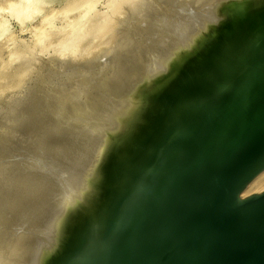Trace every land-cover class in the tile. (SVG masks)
<instances>
[{
	"label": "water",
	"instance_id": "obj_1",
	"mask_svg": "<svg viewBox=\"0 0 264 264\" xmlns=\"http://www.w3.org/2000/svg\"><path fill=\"white\" fill-rule=\"evenodd\" d=\"M264 0L235 4L121 127L46 264H264Z\"/></svg>",
	"mask_w": 264,
	"mask_h": 264
},
{
	"label": "bare ground",
	"instance_id": "obj_2",
	"mask_svg": "<svg viewBox=\"0 0 264 264\" xmlns=\"http://www.w3.org/2000/svg\"><path fill=\"white\" fill-rule=\"evenodd\" d=\"M26 1V0H25ZM141 1H143V0H141ZM141 1H140V4H141ZM145 1H147V0H145ZM145 1H143V3L145 2ZM155 1H157V0H155ZM165 1H167V4L169 5V6H171V8H172V10H173V8L175 9V12H178V11H176L177 9H181L183 12H186L187 13V11L190 9H192L191 11H194V10H197V11H195L194 13H192L193 15L191 16V14H190V12H189V15L187 14L186 16H187V18L186 19H184L183 18V16H182V11L180 10V12H178L177 14L180 16V14L179 13H182L181 14V17H182V19H183V21L182 22H176L177 20L176 19H174V20H176L175 22L173 21V23L171 22V24H169L170 22L168 21L169 20V18H171V17H168V18H166V17H164L163 16V14H162V18H160V20L161 19H163V21H162V23H159L158 21H156V24H154V21H153V23H152V25L150 24V25H147V26H144V24H142L141 26L143 27L144 26V28L143 29H137V31L135 32L134 31V35L132 36L131 34H129V35H131V36H128L127 34H126V36H127V38H126V36H125V34H124V32H128L127 30L125 31L124 29H122V28H119V29H117V32H118V30H121L122 29V32H123V30H124V32H123V35L121 36L122 38H123V42L121 41V37L119 36V39H120V41H121V43H123V44H121L122 46H124L125 47V50L124 49H119V46H117V49L118 50H120V51H122V50H124L123 52L124 53H122L123 55L122 56H118L119 58L118 59H115V58H111L112 60H110V62H109V64L110 65H107L108 64V62L106 61V63L105 64H102V63H100V68L97 66V68H94L92 71H95V69H98V71H99V69H100V74L99 73H97L96 71V73L95 72H93V73H95L94 74V76L95 75H97V74H99L98 76H96L95 78H93L94 80H92V79H89V77H88V79L90 80V83L88 84V86H86L87 84H85V85H83L84 86V88H86V87H88L87 89H88V91H85V89H84V91L86 92L85 94H86V96H85V98L83 97V100H79L80 98H82V97H80V96H82L83 94H84V91H83V93H80V94H82V95H78V97H79V99H77V100H79L78 102H77V100L76 99H74V96H73V98H72V100L74 99V100H76V104H73V105H71L72 103H71V101L72 100H70V98H69V96L72 94L70 91H69V96L67 95V94H65L66 92H68L67 90L65 91V89H66V81H68L66 78V80H65V84L66 85H64L63 84V82H62V80H61V82H62V84L65 86V87H63L62 85H61V87H63L64 88V92H63V88H61L62 89V91L61 92H63L64 94L63 95H67L68 96V98L66 99L67 100V104H70L71 106L69 107V105H65L64 107L66 108V106L68 107V116H67V114H66V112H64L63 111V105L64 104H66V103H64L63 101H65L66 102V100H64L65 98H64V96L62 97L63 99V101L61 100V96H60V90H59V88H56V87H58V86H60V85H58V86H56L55 88L56 89H58L57 91L60 93L59 94V96H58V93L56 92V94H55V92L54 93H51L52 95L53 94H55V95H57L56 96V98H54L55 96H48L49 97V100H50V98H51V100L52 101H56L55 99H57V97H58V99L60 98V100L59 101H61V102H59V105L57 104V101H56V104L58 105V106H60V104H62V111H60V114H61V112L63 113L64 112V114H66V116L67 117H65L64 119L62 118V115L61 116H56L59 120H61L62 119V121H65V119L67 120V123L69 122V124H70V127H71V124H72V127L73 128H71V130L68 132V129H67V127L65 128V126L67 125V126H69L68 124H64V122H63V124L65 125L64 126V128L66 129V131H65V134H63L64 136H68V135H66L67 133L68 134H70L71 136L70 137H72L71 139H70V137L68 136V138L69 139H66L65 137V139H66V141H64L65 139L63 138L62 140H63V142H65L66 144H68V145H66V147H67V149H68V151H69V154H71L70 155V157L68 158V157H65V151L62 153L61 151H60V154L62 153L63 154V158L65 159V158H67V160H65L66 161V163H65V161L63 162V158H60L59 156H58V158H60L59 160H57V159H55L56 157H57V155H60L59 154V152H58V154H57V152H55L56 154H53L54 156H55V160L54 159H52L51 157H49V158H51L52 159V162H51V160L50 159H48L47 157H48V155L49 154H51V152L50 153H48V154H46L45 155V157L47 158V160H48V162L50 163V164H53V166H54V169L57 171V173H56V171L53 169L52 170V168L53 167H51L50 165H49V163L45 160V162L50 166V169H51V172H53V171H55V173H51V174H49V175H47L46 177H45V175H44V170H46L47 169V165H45L46 163H44L43 165H41V166H43L44 167V165L45 166H47L45 169H43L42 170V168H41V170H42V172H43V174H42V172H40V170H39V173H38V171H36V173H38L41 177H43L44 176V179L43 180H41L44 184H45V186L42 184V186L41 187H45V188H43L44 189V192H43V190H42V188H41V190H40V192H39V195H40V198H41V193L43 192L44 194H42V196L44 195L45 196V199H46V197L48 196V197H59V199H57V201H60V198L62 199L63 197H66L68 194H70V192H72L73 190H75V191H73L74 192V194H73V192H72V195L73 196H71L70 195V197L72 198V200L70 201V203L69 204H65V202L63 203V204H65L66 205V207L64 208V206H63V209L61 208V205H60V209L62 210V211H60V213H58V216H56V220H53L52 219V217L49 219L48 218V220H42L41 221V219L45 216V214H43L44 216H42L41 217V215L38 217V219L39 220H37V218H36V220L37 221H41L42 222V224H44V225H42L41 223V225H42V227L43 226H45V227H41L43 230H41V231H43V232H45V234L46 235H48L49 233L51 234H49L48 236V238H45V237H47V236H45L44 235V233H40L41 235H43L42 236V240H40V238H38V243L36 242V244H35V246H36V250L34 251V252H32L31 250V252L29 251V255L28 256H26L25 255V253L27 252V250H29L28 249V247L30 246L31 247V245H29V244H31V241H30V238L28 237V239L26 238V242H27V240L28 241H30V243L29 242H27V244L23 241V243L21 244V245H19L18 247H21V253H22V251H24L26 248V251H24L23 253H24V256H26V259H22L21 258V260H23V261H25V260H27V261H25L24 262V264H26V262H27V264H46L49 260H50V258L54 255V253L58 250V248L61 246V244H62V242H63V240H64V238H65V235H66V232H67V229H68V226H69V224H70V221H71V219H72V216H73V214H74V211H75V209H76V207H77V205L79 204V202H80V200L82 199V197H83V195H84V193L86 192V190H87V188L89 187V185H90V183L92 182V180L94 179V177H95V175L97 174V172H98V170L100 169V167H101V165L103 164V162L105 161V159H106V157L108 156V154H109V152L111 151V149H112V146H113V144H114V142H115V139H116V137H117V135H118V133H119V131H120V129H121V127L123 126V124L131 117V116H133L139 109H141V108H143L144 106H146V105H148L149 103H151V102H153L154 101V99H155V96H156V94H157V91H158V89H159V87H160V85H161V83L163 82V80L176 68V66L185 58V56L189 53V52H191L198 44H200L209 34H211L213 31H215L218 27H220L221 25H223L224 23H226L227 21H228V18H229V16H230V14H231V12H232V10H233V8H234V6H235V4L236 3H238V2H241V1H246V0H199L198 2L200 3L199 5V7L196 9V7H194L195 9L193 10V6H192V4H194V3H192V2H190L189 0L187 1H183V0H165ZM164 1V2H165ZM27 2H28V8H27V6H26V10H24V11H22V13H21V10L18 12V16L16 15V17H18L19 19H18V21L19 22H21V21H23L24 20V16L26 15H29L28 13H29V9H30V7L32 8V6H30L34 1L33 0H27ZM163 2V3H164ZM194 2V1H193ZM197 2V0H196V5L195 6H197L198 3ZM142 3V5H144V4H146V2L143 4ZM147 3H148V1H147ZM152 3V2H151ZM162 3V1H161V4H163ZM166 3V2H165ZM154 4H155V2H154ZM141 5V6H142ZM148 6L150 5V0H149V4H147ZM147 5H144V6H146V7H148ZM152 6H153V4L152 5H150V8H152ZM156 6H157V3H156ZM156 6H154V7H156ZM11 7H14V5H11ZM137 7V6H136ZM157 7H159V6H157ZM156 7V11H157V9L159 10V8H157ZM162 7H163V5H162ZM86 8V7H85ZM141 8V7H140ZM150 8H148V9H150ZM167 8H168V6H167ZM170 8V7H169ZM168 8V10H170ZM135 9V8H134ZM138 9V8H137ZM137 9H136V11H137ZM161 9V8H160ZM141 10V9H140ZM147 10V8L145 9V7L143 8V10H141V13H142V11H143V13H142V15L144 16V12ZM154 10H155V8H154ZM171 10V11H172ZM133 11V10H132ZM149 12H150V10H148ZM151 11H152V9H151ZM160 12H161V10H159ZM159 11H157L158 13H159ZM70 12V14H72L71 13V11H69ZM73 12V11H72ZM131 12V11H130ZM149 12H147V14L149 13ZM153 12V11H152ZM21 14V16H20V14ZM34 13V12H33ZM133 13H134V11H133ZM146 13V12H145ZM151 13V12H150ZM157 13V14H158ZM162 13V12H161ZM161 13H159L160 15H161ZM164 13H166V12H164ZM138 14V13H137ZM137 14H135L136 16H135V18L138 16V20H139V18H141V17H143V16H141L140 14V16L141 17H139V15H137ZM156 13H155V16H154V14L152 15V13L151 14H148V15H152V16H154L153 17V19H155L157 16H159V14L157 15ZM174 15V13H172V12H170V16L171 15ZM177 14H175L177 17H178V21H179V16L177 15ZM31 15H32V13H31ZM74 15H75V13H74ZM83 15H85V13L83 14ZM128 15V14H127ZM172 15V16H173ZM174 15V16H175ZM184 16H185V13L183 14ZM26 16H25V18H26ZM132 15H131V13H130V17H131ZM134 16V15H133ZM176 16L175 17H173V18H176ZM127 16H125V18H126ZM129 17V16H128ZM180 17V18H181ZM50 17L49 16H47L46 17V19L44 20V22H46V20H48ZM125 18L123 17V19H124V21H125ZM135 18H133L134 20H135ZM150 18L152 19V17L150 16ZM150 18L149 19H147L148 20V23H150ZM164 18H166L167 20H165V21H168L169 23H166V22H164ZM30 19V18H29ZM99 19V18H98ZM127 19V18H126ZM144 19V18H143ZM152 19V20H153ZM26 20V19H25ZM28 20V19H27ZM120 20V19H119ZM121 20H122V18H121ZM132 20V19H131ZM136 20H137V18H136ZM142 20V19H141ZM145 20V19H144ZM152 20H151V22H152ZM159 20V19H158ZM159 20V21H160ZM146 21V20H145ZM24 22V21H23ZM107 22H108V20H107V17H103V18H100L99 19V21H98V23H97V21H96V25L94 24L93 25V29L94 30H91V32H89V30H87L88 32H86L82 37H72V38H70V40H68V45H69V47H68V52L71 50H76V53H77V51H78V49H79V47L78 46H80L82 43H84L85 42V40L88 38H90L91 37V35L93 36V35H96V32L97 31H99V30H101V28H103V27H106L107 26ZM120 22V21H119ZM122 22H123V20L121 21V24H122ZM137 22V21H136ZM136 22H135V24H136ZM138 22H140V20L138 21ZM22 23V22H21ZM95 23V22H94ZM127 23H130V21L129 22H127ZM144 23V22H143ZM159 23V24H158ZM23 24V23H22ZM22 24H20V25H22ZM42 24H45V23H42ZM120 24V23H119ZM125 24H126V22H125ZM138 24H140V23H137V26H138ZM153 24H154V26H153ZM47 25H50V24H47ZM67 25V24H66ZM133 25V24H132ZM122 26V25H121ZM128 27H129V24L127 25ZM125 27V28H128V27ZM136 26V25H135ZM140 26V27H141ZM50 27H51V25H50ZM92 27V26H91ZM119 27V26H118ZM123 27V26H122ZM4 28H5V26H4V23H3V21H2V23L0 22V35H2L3 34V32H4ZM52 28V27H51ZM77 28V27H76ZM124 28V27H123ZM80 29H82V27L81 26H78V28L76 29V31H78V32H81L82 30H80ZM91 29V28H90ZM99 29V30H98ZM52 30V29H51ZM131 30V29H130ZM133 30H134V28H133ZM55 32V31H54ZM121 32V33H122ZM49 33V32H48ZM131 33H133L132 31H131ZM83 34V33H82ZM120 34V33H119ZM111 39V38H110ZM118 39V38H117ZM116 39V40H117ZM41 41H42V39H41ZM119 41V40H118ZM119 41V42H120ZM109 42H111V40L109 41ZM67 43V42H66ZM148 43V44H147ZM59 44H61V43H59ZM114 44V43H113ZM113 44H112V47H114L113 46ZM115 44H120V43H118V42H116ZM61 46H62V44H61ZM61 46H58V53L60 54L61 52L59 51L60 49H59V47H61ZM111 47V48H112ZM121 47V46H120ZM106 48V47H105ZM116 48V47H115ZM122 48V47H121ZM88 49V48H87ZM86 49V50H87ZM103 49V53H105V51H104V48H102ZM114 49V48H113ZM57 50H56V52H54V53H57ZM85 50V52H87ZM92 50V49H91ZM90 50V51H91ZM109 50H111V49H109ZM115 50V49H114ZM118 50H117V52H118ZM96 51V53H97V50H95ZM112 51V50H111ZM92 52H93V54H94V51L92 50ZM91 52V53H92ZM102 52V51H101ZM107 52L109 53V51H108V48H107ZM106 52V53H107ZM117 52H114L115 54H117ZM70 53V52H69ZM72 53V52H71ZM83 53V51L82 52H80V54H82ZM100 53V52H99ZM107 53V54H108ZM120 53V52H119ZM118 53V54H119ZM62 54H63V52H62ZM64 54H66V51H65V53ZM63 54V55H64ZM98 54V53H97ZM101 54V53H100ZM75 55V54H74ZM88 55V54H87ZM103 55V54H102ZM105 55V54H104ZM109 55V54H108ZM68 56V54H66V55H64V59H65V57H67ZM73 55H70V57H72ZM96 56V55H95ZM112 56H113V52H112ZM92 57V56H91ZM58 58V57H57ZM61 59H62V57H60ZM60 58H58L57 60L59 61V59ZM68 58V57H67ZM96 58V60L98 59V58H100V55L98 54V56H96L95 57ZM117 58V57H116ZM53 59V58H52ZM63 59V60H64ZM79 58H77V60H78ZM88 59V58H87ZM94 59V57H92L91 59H88V60H91V62H92V60ZM115 59V60H114ZM63 60H61V61H63ZM72 59H69V65H70V61H71ZM85 61H86V59H84ZM83 60V61H84ZM87 60V61H88ZM100 60V59H99ZM105 60H107V59H105ZM104 60V61H105ZM53 61V60H52ZM55 61H56V59H55ZM54 61V62H55ZM57 61V62H58ZM73 61V60H72ZM83 61L82 62H80V64H82L83 63ZM95 61V60H94ZM100 61H102L103 62V56H102V59L100 60ZM99 61V62H100ZM111 61H112V63H113V66H112V64H111ZM56 62V63H57ZM75 62V60L72 62V63H74ZM78 62V61H77ZM76 62V63H77ZM98 62V63H99ZM125 63H127V64H125ZM50 64V63H49ZM60 64V63H59ZM75 64V63H74ZM74 64H73V66H74ZM77 64H79V62L77 63ZM76 64V65H77ZM79 64V65H80ZM87 64V63H86ZM90 63H88V65H89ZM92 64H93V62H92ZM95 64H97V63H95ZM95 64H94V66H95ZM51 65H52V63H51ZM55 65V64H54ZM61 65H62V63H61ZM60 65V66H61ZM76 65H75V69H76V71H75V69H74V71L76 72V76L78 75V74H80V72H82L83 74H84V71L85 70H87V68L84 66L83 68H86L84 71H78L77 70V68H76ZM99 65V64H98ZM103 65V66H102ZM50 66V65H49ZM72 66V65H71ZM72 66V67H73ZM80 66H82V65H80ZM78 67V69L79 68H82V67ZM87 66V65H86ZM102 66V67H101ZM109 66V67H108ZM110 66H112V68H110ZM43 67V66H42ZM47 67V64H46V66H45V68ZM53 67V66H52ZM64 67H67L66 66V64H65V66ZM63 67V68H64ZM90 67V66H89ZM88 67V70L90 71L91 69V67L89 68ZM48 68H50V67H48ZM68 68H69V66H68ZM50 69H52V68H50ZM49 69V70H50ZM42 69H39L38 71L40 72ZM53 70L55 71L56 69H54L53 68ZM69 70H70V68H69ZM79 70H83V69H79ZM37 71V72H38ZM58 71V70H57ZM60 71H61V69H60ZM66 71H68V69L66 70ZM71 71H72V69H71ZM79 73H78V72ZM88 71V72H89ZM38 72V73H39ZM46 72V71H45ZM62 73H63V71H61ZM91 72V71H90ZM43 74H44V72H42ZM47 73V72H46ZM49 73V72H48ZM57 73H60L59 71L57 72ZM56 73V74H57ZM67 73V72H66ZM71 72H69V74H70ZM78 73V74H77ZM92 73V72H91ZM36 74V73H35ZM64 74V73H63ZM72 74H74L75 75V73H73V71H72ZM72 74H70V75H72ZM37 75V74H36ZM35 75V76H36ZM41 75V74H40ZM65 76H66V74H64ZM80 75H82V74H80ZM85 75H87L86 73H85ZM85 75H82V76H84V77H86ZM88 75H91L92 76V74H88ZM87 75V76H88ZM38 76H39V74H38ZM50 76H52L51 74H50ZM56 76V75H55ZM62 76V75H61ZM79 76V75H78ZM77 76V77H78ZM40 77H44V75L42 76H40ZM46 77H48L47 76V74H46ZM56 77H58V76H56ZM66 77H68L69 78V76L67 75ZM73 77V78H72ZM70 79L72 80V79H75V77L74 76H72ZM77 77H76V79H77ZM80 77V76H79ZM78 77V78H79ZM38 78V77H37ZM45 78V77H44ZM59 78H60V76H59ZM36 79V78H35ZM49 79V78H48ZM58 79V78H57ZM61 79V78H60ZM63 79V78H62ZM80 79H82V80H84L85 78H80ZM33 80V79H32ZM41 80V84L40 85H42L43 83H42V78L40 79ZM44 80H46V79H44ZM71 80H69V82L71 81ZM87 79H85V81H86ZM91 80H92V82H91ZM34 81H36V80H34ZM53 81V80H52ZM57 81H59V79L57 80ZM73 81V80H72ZM78 81V80H77ZM77 81H75L74 80V88H77V87H75V82H77ZM84 81V82H85ZM49 82H51L50 80H49ZM83 82V81H82ZM84 82H83V84H84ZM39 83V82H38ZM51 83H53V82H51ZM57 83V82H56ZM56 83H54V84H56ZM86 83H88V80H87V82ZM36 84V83H35ZM45 84H47V85H49L48 84V82L46 81V83ZM53 84V85H54ZM59 84V83H58ZM71 85L73 84V83H70ZM78 84H80V80H79V83ZM34 85V84H33ZM47 85H46V87H47ZM51 85V84H50ZM69 85V84H68ZM39 86V85H38ZM76 86H78V85H76ZM83 86H82V88H83ZM86 86V87H85ZM42 87L44 88V86H41V88L40 89H42ZM71 87L72 86H70V89H71ZM32 88V86L30 87V89ZM36 88V87H35ZM51 88H53L54 89V87H51ZM34 89V88H33ZM48 89V88H47ZM78 89L80 90V88L78 87L77 89H76V91H78ZM35 90V89H34ZM44 89H42L41 91H43ZM45 90H46V88H45ZM50 90V89H49ZM55 90V89H54ZM54 90H50L51 92H53ZM68 90H69V88H68ZM49 91V92H50ZM72 91H74V90H72ZM33 92V91H32ZM40 91H39V87H38V91L36 90V96L33 94V95H31V96H35V98L37 97L38 98V95L39 94H37V93H39ZM44 92H46V91H43L41 94H44ZM48 91L46 92V93H48V95L50 94ZM30 93V92H29ZM28 93V94H29ZM45 93V94H46ZM71 93V94H70ZM79 93V92H78ZM77 93V94H78ZM88 93V94H87ZM27 94V95H28ZM30 96V95H29ZM29 96L27 97V98H29ZM30 96V97H31ZM43 97H41V99L43 98V100H45L46 101V99H48L46 96L47 95H45V97L46 98H44V95H42ZM77 96V95H76ZM75 96V97H76ZM26 98V101L28 102L29 100ZM33 98V97H32ZM52 98H54V100L52 99ZM77 98V97H76ZM30 99V98H29ZM38 99H40V98H38ZM38 99H36V100H38ZM57 99V100H58ZM31 100L32 99H30V101H29V104H32V103H30L31 102ZM70 102H69V101ZM16 101V100H15ZM14 101V102H15ZM35 101V100H34ZM41 101V100H40ZM26 102V103H27ZM43 102V101H42ZM47 102V101H46ZM45 102V104H44V106L45 107H43V108H46L47 106V103ZM49 102V101H48ZM51 102V101H50ZM63 102V103H62ZM19 103V102H18ZM22 103H23V101H22ZM28 103H27V106L29 105ZM34 104H35V102H34ZM42 104V103H41ZM21 105V104H20ZM38 105V104H37ZM50 105V104H49ZM49 105H48V107L47 108H49ZM9 106V105H8ZM13 106H15V103H13ZM23 106H24V104H23ZM27 106H25V107H27ZM39 106V105H38ZM38 106H36L37 107V109H38ZM54 106H56L55 105V103H54ZM11 107V106H10ZM10 107H9V109H10ZM33 107V104H32V106H31V108ZM1 108V107H0ZM28 108V107H27ZM30 108V109H31ZM43 108H39L38 110L39 111H42L43 112ZM46 108V109H47ZM51 108V107H50ZM49 108V110L48 111H54L55 113H56V115H58L59 113H58V110H56L57 108H59V107H53V104H52V109H50ZM54 108H55V110H54ZM2 109V108H1ZM15 109V108H14ZM25 110L24 108H21V110ZM60 109V108H59ZM16 110L18 111V109L16 108ZM20 110V111H21ZM34 110V109H33ZM36 110V109H35ZM66 111H67V108L65 109ZM9 111V110H8ZM26 111V110H25ZM25 111H23V113L25 112ZM32 111V110H31ZM39 111L36 113V111H35V113L37 114V116H39ZM47 111V110H46ZM7 112V111H6ZM19 112V111H18ZM18 112H17V114H18ZM28 113L30 112V111H27ZM26 112V113H27ZM53 112V113H54ZM2 113V112H1ZM44 113V115H43V117L41 118L40 116H39V118L38 117H36V118H38V119H40V120H37V122L39 121L40 123H41V119L42 120H44V119H49V120H51L49 117H47L48 115L47 114H45V112H43ZM14 114V113H13ZM32 114H33V111H32ZM52 114V113H51ZM59 114V115H60ZM5 115V114H4ZM10 115V114H9ZM23 116H26V115H24V114H22ZM47 115V116H46ZM11 116H12V113H11ZM17 116H18V118H19V115H16V118L15 119H13V120H16L17 119ZM31 116V115H30ZM50 116V115H49ZM52 116H54L55 117V114L53 115L52 114ZM51 116V118L52 119H54L53 117ZM2 117H3V115H2ZM26 117H29V115H27ZM33 118L35 117V116H32ZM32 117H30V118H32ZM46 117V118H45ZM56 117H55V119H56ZM59 117H61V118H59ZM8 118H10V117H7V119ZM23 119L22 120H24V118L25 117H22ZM33 118H32V120H31V122L32 121H34V122H36L35 120H33ZM44 118V119H43ZM2 119V118H1ZM6 119V118H5ZM12 119V118H11ZM11 119H9V121L11 120ZM19 119H21V118H19ZM19 119H17L18 121H19ZM54 119V120H55ZM57 119V120H58ZM13 120H11L12 121V123H13ZM16 120V122H18ZM26 120V119H25ZM56 120V121H57ZM58 120V121H59ZM7 121V120H6ZM28 121V119L25 121V122H27ZM48 121V120H47ZM58 121H57V123L55 124H51V128L52 127H54L55 125H57L58 124ZM4 122V121H3ZM8 122V121H7ZM15 122V121H14ZM20 122H21V120H20ZM23 122V121H22ZM31 122H27V124L28 123H31ZM36 122V123H37ZM44 123H45V125H47L48 123L47 122H45V121H43ZM42 122V123H43ZM50 122V121H49ZM52 122V121H51ZM54 122V121H53ZM60 122V121H59ZM5 123V122H4ZM4 123H3V125H4ZM11 123V126H12V128H11V126H10V130H12L14 127H13V124ZM39 123V124H40ZM41 123V125H43ZM65 123H66V121H65ZM6 124L7 123H5V128H6ZM19 124V122L18 123H16V127H20V125L19 126H17ZM39 124H36V125H38L39 126ZM63 124H62V126H63ZM0 125H1V123H0ZM3 125H1V127L3 126ZM10 124H7V126H9ZM22 125H25L24 123L22 124ZM21 125V126H22ZM31 125V124H30ZM34 125V124H33ZM52 125H54V126H52ZM59 125V124H58ZM61 125V124H60ZM15 126V125H14ZM27 126V125H26ZM28 128H30V126H27ZM26 127V131H28V128ZM40 127V126H39ZM47 127V126H46ZM56 127V126H55ZM60 127V126H59ZM70 127H69V129H70ZM5 128H4V130H5ZM23 128L25 129V127H22V130H23ZM32 128H33V126H32ZM42 128V127H41ZM62 128V127H61ZM61 128H59L60 129V131L62 130ZM63 128V129H64ZM1 129H3V128H1ZM0 129V130H1ZM7 129H9V128H7ZM6 129V130H7ZM15 129V128H14ZM13 129V130H14ZM17 129V128H16ZM15 129V130H16ZM31 129V128H30ZM35 129V128H34ZM33 129V131H35ZM44 129L45 130H47L45 127H44ZM43 128H42V130H44ZM48 129H50V127L48 128ZM21 130V128H19V130L18 131H20ZM22 130H21V132L19 133H17L18 134V136L20 137L21 135H19V134H21V133H24V135H25V133L26 132H24V130H23V132H22ZM38 131H41V129H37ZM44 130V131H45ZM51 130H53V128L51 129ZM17 131V130H16ZM43 131V132H44ZM1 132H3L4 133V131H1ZM6 132V131H5ZM8 132H10V131H8ZM52 132V131H51ZM57 133V130L56 131H54V133ZM62 132V131H61ZM36 133V132H35ZM48 133V131L47 132H45V134H47ZM55 133V134H56ZM59 131H58V134H56L55 136H58L59 135ZM16 134V133H15ZM17 134H16V136H17ZM29 134V132H27V135H25L26 136V140L28 139L27 137L29 136L28 135ZM33 134V133H32ZM39 134V133H38ZM42 134H44V133H42ZM50 135H51V133H49ZM49 134H47V136H46V142H48V140H47V138H48V135ZM53 134V133H52ZM62 133H60V135H61ZM4 135V134H3ZM6 135L8 136V133H6ZM11 135H13V131H12V134H11V132H10V137H11ZM31 135V134H30ZM36 135V134H35ZM34 134L32 135V136H30V140L32 141H30L31 142V144L33 143V141L34 140H32L31 138H33V136H35ZM40 135H41V133H40ZM49 135V136H50ZM59 135V136H60ZM62 135V136H63ZM0 136H2V134L0 133ZM5 136V135H4ZM24 136V137H25ZM43 136V135H42ZM42 136H41V138H42ZM54 135H53V137H55ZM58 136V137H59ZM9 137V136H8ZM8 137H7V139H8ZM36 138L38 137L37 135L35 136ZM50 137H52V135L50 136ZM5 138H6V136H5ZM56 139H58L57 137H55ZM60 138V137H59ZM11 139V138H10ZM56 139H52V141L54 140H56ZM19 140V139H18ZM26 140H25V142H26ZM37 140H40V137H38V139ZM37 140H35L36 142H37ZM42 140H44L43 138H42ZM59 140V139H58ZM2 141L4 142H7L8 140H6V139H3L2 138ZM10 141V140H9ZM8 141V142H9ZM12 141V140H11ZM14 141H16V140H13V144L15 143ZM23 142H24V140H22ZM51 141V140H50ZM49 141V142H50ZM51 141V142H52ZM60 141H61V139H60ZM4 142V143H5ZM7 142V143H8ZM20 142V141H19ZM22 142V143H23ZM25 142L23 143V147H24V144H25ZM29 142V141H28ZM39 143L38 144H40L41 145V140L40 141H38ZM48 142V143H49ZM59 142V141H58ZM57 142V143H58ZM1 143V142H0ZM4 143L2 144V146H5L4 145ZM55 143H56V141H55ZM54 143V144H55ZM56 143V144H57ZM61 143H62V141H61ZM6 144V143H5ZM20 144V143H19ZM27 144V143H26ZM30 144V145H31ZM43 144H47V143H43ZM56 144L54 145L55 146V148L58 150L59 148L56 146ZM59 144V143H58ZM63 144V143H62ZM1 145V144H0ZM7 145L8 144H6V147H7ZM17 145V144H16ZM33 145L34 144H32V146L31 147H33ZM61 145V144H60ZM64 145V146H63ZM62 146H63V148L65 147V144H63ZM2 146H1V148H2ZM11 146V145H10ZM14 146V145H13ZM52 146H53V143H52ZM51 146V147H52ZM59 146V145H58ZM62 146H59L60 147V149L63 151L64 149L63 148H61ZM69 146V147H68ZM15 147V146H14ZM13 147V148H14ZM28 147H29V144H28ZM40 147H42V145L40 146ZM44 147H46V148H44ZM43 148L44 149H46L47 151H49L50 149H48L47 148V146H44ZM65 147V148H66ZM10 148H12V147H10ZM34 148H36L35 147V145H34ZM34 148H32V150L34 149ZM38 148L39 147H37L36 149H37V154H41L42 152L40 151V150H43L42 148H39L40 150H38ZM50 148V147H49ZM8 149H9V147H8ZM54 149V148H53ZM52 148H51V150L52 151H55L56 149H54L53 150ZM2 150H3V148H2ZM16 150V149H15ZM14 150V151H15ZM19 150V152L18 153H20V149H18ZM25 150H27V149H25ZM35 150V149H34ZM7 151V150H6ZM12 151V150H11ZM10 151V152H11ZM14 151H13V153H14ZM30 151H31V149H30ZM36 151V150H35ZM35 151L32 153L33 154V157H34V153H35ZM41 153H40V152ZM9 152V151H8ZM16 152V151H15ZM26 152V154H27V151H25ZM46 152V151H45ZM7 153V152H6ZM28 153L30 154V152H29V149H28ZM54 153V152H53ZM66 153L68 154V152H67V150H66ZM17 154V153H16ZM25 154V155H26ZM32 154H30V156L32 155ZM37 154H35V156H37ZM45 154V153H44ZM44 154H43V156H44ZM66 154V156H69V155H67ZM10 155H11V153H10ZM19 155V154H18ZM28 155V154H27ZM38 155V157L41 159L42 157H40ZM11 156H13V155H11ZM15 156V155H14ZM29 156V158L30 159H34V160H36V158L37 157H30ZM41 156H42V154H41ZM50 156V155H49ZM51 156H52V154H51ZM53 156V157H54ZM3 157V156H2ZM44 157V159H46ZM62 157V156H61ZM11 158H14V157H11ZM17 158H20V157H17ZM17 158H16V160H17ZM28 158V159H29ZM1 159H3V158H1ZM24 159V158H23ZM39 159V162L37 161V163H39V164H41L40 162H42V160H40ZM43 159V160H44ZM6 160V159H5ZM9 160V159H8ZM11 160V159H10ZM19 160H22V159H19ZM18 160V161H19ZM50 160V161H49ZM15 161V160H14ZM28 161V160H27ZM30 161V160H29ZM33 161V160H32ZM24 162V161H23ZM26 162V161H25ZM15 164H14V166H16V170H17V165H16V161L14 162ZM27 163V162H26ZM30 163H32L31 161H30ZM7 164V163H6ZM19 164V163H18ZM21 164V163H20ZM24 165H26L25 163H23ZM28 164V163H27ZM66 164V165H65ZM68 164V165H67ZM7 165H9V164H7ZM13 165V164H12ZM11 165V166H12ZM33 166H35L36 167V165H38V164H35L34 165V162H33V164H32ZM1 166H2V164H1ZM29 166V165H28ZM9 167V166H8ZM21 167V166H20ZM26 167V166H25ZM30 167H31V170L34 168H32V166L30 165ZM30 167H29V169H30ZM38 168H39V166H38ZM2 169H6V168H2ZM8 170H9V168H7ZM19 169V168H18ZM23 169V168H22ZM66 169V170H65ZM15 170V169H14ZM24 170V169H23ZM27 171H29L28 170V168L26 169ZM21 171V170H20ZM19 171V172H20ZM25 171V170H24ZM33 171V170H32ZM31 171V172H32ZM65 171H67V172H65ZM70 171H72V173L73 174H70L69 176L70 177H68L67 178V176L65 177V175H68L67 173L68 172H70ZM4 172H5V174H6V172L7 171H5L4 170ZM9 172V171H8ZM12 172H13V168H12ZM17 172V171H16ZM30 172V171H29ZM34 172H35V169H34ZM50 171H49V169H47V174L49 173ZM59 172V173H58ZM61 172H63L64 173V175H62V173ZM11 172H9V174H10ZM21 173V172H20ZM27 173V175L29 176L30 175V173L28 174V172H26ZM25 173V174H26ZM33 173V172H32ZM66 173V174H65ZM71 173V172H70ZM0 174L2 175V172L0 171ZM5 174H3V176H5ZM23 174H24V172H23ZM58 174H60V176H58ZM17 177H19V179H20V177L22 176L21 174V176L17 173ZM33 175V174H32ZM34 175H36L37 176V174H35L34 173ZM33 175V176H34ZM25 176V175H24ZM57 176L58 177H61V178H63V177H65L66 179H65V181L63 182V183H61V181H60V179L59 178H57ZM1 177V176H0ZM9 177V176H8ZM14 177H15V174H14ZM13 176L11 177V179L12 178H14ZM35 177V176H34ZM2 178V177H1ZM0 178V181L2 180ZM37 178V177H36ZM3 179H4V177H3ZM8 179V178H7ZM6 179V180H7ZM16 179V178H15ZM19 179H17L16 181L19 183ZM33 179V182H35L36 184H34L33 182V187H32V184H30L27 180H26V176H25V182L27 181L28 183L26 184V185H28V184H30V185H28V186H30V188L29 187H27V188H29L30 190H33V188L35 187V185H36V188H38L37 186H38V182H36V181H34V178H32ZM31 179V180H32ZM42 179V178H41ZM5 180V181H6ZM23 179L21 178V181H22ZM28 180H30V178L28 179ZM30 180V181H31ZM37 180V179H36ZM62 180V179H61ZM4 181V180H3ZM24 181L21 183V184H23L24 183ZM38 181H40V179L38 180ZM63 181V180H62ZM8 182H10V179H8ZM12 182H15V181H13V179H12ZM16 182V186L18 185V183ZM19 183V184H20ZM2 184V183H1ZM4 184V183H3ZM5 185V184H4ZM9 185H13L14 186V184H9ZM24 185V184H23ZM39 185H40V183H39ZM1 186V185H0ZM13 186H10V187H13ZM20 186V185H19ZM18 186V187H19ZM25 186V185H24ZM6 187V186H5ZM4 187V188H5ZM8 187V186H7ZM22 187V186H21ZM40 187V186H39ZM3 188V187H2ZM2 188H0V190L2 189ZM3 188V190H5ZM14 188V187H13ZM24 188V187H23ZM26 188V189H27ZM9 189V188H8ZM15 189H17L16 187H15ZM19 189V191L20 190H22V192H24L23 191V189L22 188H18ZM25 188H24V190H26ZM35 189V188H34ZM73 189V190H72ZM39 189H37V191H38ZM47 190V191H46ZM6 191H7V188H6ZM8 191H10V190H8ZM11 191H13V189H11ZM18 191V190H17ZM18 191V192H19ZM33 191H35V190H33ZM33 191H30V192H28V190H27V192L29 193V194H31V192L33 193ZM262 191H264V171H262L257 177H255V179L247 186V188L245 189V191L242 193V195H241V197H247V196H249V195H251V194H258V193H261ZM21 192V191H20ZM45 192H46V194H45ZM2 193V192H1ZM6 193V192H5ZM8 193H11V192H8ZM7 193V194H8ZM13 193H15V191H13ZM13 193H11L10 194V198H12V196H13ZM25 193V192H24ZM22 193V195L23 196H21V197H24V195H26L27 193ZM3 194H4V192H3ZM3 194L2 195H0L1 196V198H3ZM29 194H28V196H29ZM34 194H37L36 192H34ZM33 194V197H35L36 195H34ZM6 195V194H5ZM14 195H16V196H18V193L16 194H14ZM19 195H20V193H19ZM32 195V194H31ZM38 195V194H37ZM47 195V196H46ZM27 196V198H30V197H28ZM44 196H43V198H44ZM61 196V197H60ZM5 197V196H4ZM9 197V196H8ZM19 197V199H20V196H18ZM31 198L30 200H29V202H30V204L32 203L31 202V200L33 199V201L35 200V201H38V199L39 198H37V196H36V198ZM47 197V198H48ZM52 197V198H53ZM1 198H0V201H1ZM6 198V197H5ZM9 198V199H10ZM14 198H15V196H14ZM43 198H41L40 200L42 201L43 200ZM49 198V199H50ZM4 199V198H3ZM19 199L18 198H16L15 200L18 202L19 201ZM26 199V198H25ZM44 199V200H45ZM49 199H47V200H49ZM12 200V199H11ZM14 200V199H13ZM40 200H39V203H42L43 205H40V208H39V212H41L42 210L43 211H47V212H45V213H49V211L51 210L50 208V206L51 205H53V203L56 201L55 200V198H53V203L51 202V199H50V204H49V208H48V204L47 203H49L48 201L46 202V200H45V202H40ZM43 200V201H44ZM63 200H64V198H63ZM65 200H67V202H68V200L69 199H65ZM3 201V200H2ZM2 201H1V204H2ZM15 201V202H16ZM21 201H23L22 199H21ZM25 201V200H24ZM23 201V202H24ZM27 201H28V199H27ZM34 201V202H35ZM4 202H5V205L8 203V201H6V199H4ZM7 202V203H6ZM28 202V203H29ZM61 203H62V201H60ZM19 203V202H18ZM27 203V204H28ZM47 204V206H46V204ZM55 203H57V202H55ZM9 204V203H8ZM14 204L15 203H11V205H13V207L16 209V207L14 206ZM20 204V203H19ZM19 204H15V205H19ZM22 204V203H21ZM25 204H26V202H25ZM35 204H37L38 205V203L36 202V203H34V205ZM4 205V204H3ZM33 204H31L30 206H32ZM33 205V206H34ZM45 205V206H44ZM55 206H52V210H54V208L53 207H55V208H58L57 206H59L58 204L56 205V204H54ZM2 206V205H1ZM10 208H11V206L10 205H8ZM7 206V207H8ZM24 206V205H23ZM26 206V205H25ZM41 206H42V208H41ZM5 207V206H4ZM3 207V208H4ZM13 207H12V209H13ZM21 207V206H20ZM19 207V208H20ZM29 207V206H28ZM43 207L44 208H46V209H48V210H44L43 209ZM23 208H25V207H23ZM31 208V207H30ZM37 207L35 206V208L34 209H36ZM37 208V209H38ZM58 208V209H59ZM1 209V208H0ZM9 209V208H8ZM12 209H9L10 211H12ZM15 209H13V210H15ZM32 209V208H31ZM30 209V210H31ZM33 209V210H34ZM36 209V210H37ZM50 209V210H49ZM5 211V209H2V210H0V211H2V212H4ZM7 210V209H6ZM9 210H8V212H6L5 214H8L9 215V213H11V212H9ZM16 210H18V209H16ZM24 209H22V211H23ZM25 210H26V208H25ZM25 210L22 212L21 210V212L23 213V215L22 216H24V214H27V212H28V209H27V212H25ZM29 210V212L28 213H30L31 211ZM32 210V211H33ZM41 210V211H40ZM15 212V211H14ZM18 212H19V210H18ZM18 212H15L16 213V215H18L19 213ZM20 212V213H21ZM36 212V211H35ZM33 212L34 214H41V213H39V212ZM55 211H52V213H54ZM56 212H59V211H56ZM18 213V214H17ZM21 213V214H22ZM32 213V214H33ZM44 213V212H43ZM3 214V213H2ZM1 214V215H2ZM33 214V215H34ZM50 214V213H49ZM0 215V216H1ZM4 215V214H3ZM2 215V216H3ZM8 215H7V217H8ZM13 215V214H12ZM15 215V214H14ZM29 217L30 216H32L31 215V213L30 214H27ZM48 215V214H47ZM46 215V216H47ZM53 215V214H52ZM57 215V214H56ZM2 216H1V221H3L4 222V224H5V221L3 220L4 218H7V217H4V218H2ZM5 216V215H4ZM9 216H11V215H9ZM22 216L21 215H19L18 217H20V218H22ZM15 217V216H14ZM25 217V216H24ZM35 217H37L36 215L35 216H33V220L35 219ZM47 217H50V215L49 216H47ZM55 217V214H54V216H53V218ZM25 218H28V217H25ZM24 218V219H25ZM31 218V217H30ZM46 218V217H45ZM9 219H15V218H13V216H12V218H7V220H9ZM6 220V219H5ZM16 220H17V218H16ZM21 220V219H20ZM29 220V223L31 222V219H28ZM51 220V225L52 226H50V224L49 223H46V222H49ZM54 221V224H52L53 223V221ZM13 220H11L10 221V223L13 225H15V223L14 222H12ZM15 221V220H14ZM22 221H24V227H25V225H27V223L25 224V222H28L26 219L25 220H21V221H19V219H18V222H21V224L23 223ZM43 221L46 223H43ZM2 222V223H3ZM7 222V224H9V221H6ZM32 225H34V222L32 221ZM37 223V222H36ZM3 224V225H4ZM7 224L5 225L6 227H7ZM17 224H19V223H17L16 222V226L18 227L17 228V230H15L16 232H15V234H13V233H11V231L9 232V236L7 237V235H8V233H7V235L5 234L7 231L6 230H8V227L6 228V230H4V235H6V238L4 237V235H2L3 233L2 232H0V234L3 236V238L4 239H2L3 241H2V243L0 244V264H12V263H14V258L16 257V259H19L20 257H19V255H17V253H18V248H16L17 247V239H18V234L19 233H22V232H19L18 231V229H19V226L17 225ZM21 224H19V225H21ZM31 224V223H30ZM14 225H13V227H14ZM46 225H48V227L46 226ZM1 226H2V224H0V228H1ZM8 226H10V224L8 225ZM15 226V227H16ZM36 226V225H35ZM12 227V228H13ZM39 228H40V226H38ZM48 228V231H51V232H49V233H46V232H48V231H46L47 229H45V228ZM50 227H52V228H50ZM5 229V227H3L2 226V229ZM22 228H23V226L21 227V229H19L20 231L22 230ZM27 228H28V226H27ZM14 229V228H13ZM26 229V228H25ZM35 229V228H34ZM51 229V230H50ZM9 230H11V228H9ZM32 230V229H31ZM1 231V230H0ZM3 231V230H2ZM6 231V232H5ZM17 231H18V234H17ZM23 231V230H22ZM27 231H29V229L28 230H26V232ZM36 231H38V230H36ZM36 231H34V232H36ZM40 231V230H39ZM38 233V235L39 236H41L40 234ZM10 234H12V235H10ZM23 236H25V231H23ZM28 235H30V236H33V237H35V239H37V237L36 236H34V235H36V233L34 234V235H32V233L31 234H29V233H27ZM37 235V236H38ZM21 234H20V239L19 240H21V237H22V239L24 238ZM1 236H0V240H1ZM45 238V239H44ZM35 239H34V241H35ZM24 240V239H23ZM31 240H32V238H31ZM22 241V240H21ZM37 241V240H36ZM1 242V241H0ZM21 242H19V244H20ZM29 243V244H28ZM32 243V245H34ZM24 244H26V245H28V246H26V245H24ZM22 245H24V246H22ZM26 247V248H25ZM24 248V249H23ZM32 248H34L35 249V247H31V249ZM17 249V250H16ZM19 250V251H20ZM23 253L21 254V255H23ZM17 256L19 257V258H17ZM21 257H23V256H21ZM17 261V260H16ZM20 261V260H19ZM9 262V263H8ZM22 261H20L19 263H21ZM18 262H16V264H17ZM23 264V263H22Z\"/></svg>",
	"mask_w": 264,
	"mask_h": 264
},
{
	"label": "rangeland",
	"instance_id": "obj_3",
	"mask_svg": "<svg viewBox=\"0 0 264 264\" xmlns=\"http://www.w3.org/2000/svg\"><path fill=\"white\" fill-rule=\"evenodd\" d=\"M34 2L30 5V6H32V8L30 7V9H29V15H25L26 16V18H25V16H24V22L23 21H21V22H19L18 21V17H16V15L18 16V12L21 10V13H22V11H24V10H26V6H27V8H28V2H27V0L25 1V0H0V22L2 23V21H3V23H4V26H5V28H4V32H3V34L2 35H0V107L2 108H0V123H1V125H3V123L5 122V123H7V124H10L9 126H7V124H6V128H5V123H4V125L1 127V125H0V129L1 128H3V129H1L0 130V133L2 134V136H0V171L2 172V175L0 174V176L2 177H0L2 180L0 181V188H4L5 186V190H3V188L0 190V195H2L3 194V192H4V194H3V198L4 199H6V201H8V203L5 205V202H4V199L3 198H1V196H0V198H1V201H2V204H1V201H0V210H2V209H5V211L4 212H2V211H0V215L2 216V218H4V217H7V215L8 214H5L6 212H8V210L9 209H12V207H13V205H11V203L13 204V203H17V204H19V205H15L14 204V206L16 207V209H18L19 210V212H18V210H16L14 207H13V209H15V210H13L12 209V211H10L9 210V212H11V213H9V215H11V216H9L8 215V217L7 218H12V216H13V218H15V219H9V220H7V218H4L3 220L5 221V224H4V222L3 221H1L0 220V224H2V226L3 227H5V229L3 228L2 229V226H1V228H0V232H4V230H6V228L8 227V230H6L5 232V234L7 235V233H8V235H7V237L9 236V232L11 231V233H13V234H15V230H17V226H16V222L17 223H19V224H21V222H18V219H19V221H21L22 219L23 220H27L28 222H25V224L27 223V225H25V227H24V221H22L23 223L21 224V225H19V224H17L18 226H19V229H21V227L23 226V228H22V230L23 231H25V236H23L24 234H23V231L21 230H19L18 229V231L19 232H22V233H19L18 234V231H17V234H18V239H17V247L16 248H18V253H17V255H19V257L17 256V258H19V259H16V257L14 258V263H12V264H16V262H18L17 264H24V262L25 261H27V260H25V261H23L24 259H26V256H28L29 254V251L31 250L32 252H34L35 250H36V246H35V244H36V242L38 243L39 241H38V238H40V240H42L41 238H42V236L43 235H41L42 233H44V235L45 236H47V237H45V238H48L51 234L49 233V232H51V231H48V225H46L47 227L45 228V229H47L46 231H48V232H46V233H49L48 235H46L45 234V232H43V231H41V230H43L44 228L43 227H45V226H43L42 227V225H44V224H42V220L44 219L45 221L46 220H48V218L50 219L51 217H52V219L53 220H56V216H58V213H60V211H62L59 207H60V205L62 204L63 206H64V208L66 207V205L67 204H69L70 203V201L72 200V198L70 197V195L71 196H73L72 195V192L73 191H75V190H73L72 192H70V194H68L66 197H63L64 198V200H63V198L61 199L60 198V201H62V203L60 202V201H57V199H59V197L57 198V197H53V198H55V202H57V203H53V198L51 197H48L47 195V197H46V199H45V196H44V198H43V196H42V194H44L43 192H44V189L43 188H45V187H41L42 186V184L45 186V182L43 183L41 180H43L44 179V176L43 177H41L38 173H39V170H40V172H42V170L43 169H45L47 166V169H49V173L47 174V169L46 170H44V175H45V177L47 176V175H49V174H53V173H55V169H54V166H53V164H50L51 162H52V159H54L55 158V156L53 155V154H56L55 152H59V154H60V151L63 153L64 151H65V157H70V155L71 154H69V151H68V149H67V147H66V145H68V144H66L65 142H63V138L65 137L66 139H69L68 138V136L70 137L71 135L70 134H66V135H68V136H64L63 134H65V131H66V127H67V129H68V132L71 130V128H73L72 127V124H71V127H70V124H69V122L67 123V120L65 119V121H66V123H65V121H62V119L61 120H59L57 117L58 116H61L62 114V118L64 119L65 117H67L68 116V107L66 106V108H67V111L65 110L66 108L64 107L65 105H69V107L71 106V105H73V104H76L79 100H83V97L85 98V96H86V92L85 91H88V87H86V86H88V84L90 83V80L89 79H92V80H94L93 78H95L96 76H98L99 74H100V63H102V64H105L106 63V61L108 62V64L107 65H110L109 64V62H110V60H112L111 58H115V59H118L120 56H122L123 54L122 53H124L125 51V47L124 46H122L121 44H123V43H121V41L123 42L126 38H127V36H126V34L128 35V36H133L135 33H134V31L136 32L137 31V29L139 30V29H143L144 28V26H147V25H152V23H153V21H154V24H156V21H158L159 23H162V21H163V19H161L160 20V18H162L163 16L164 17H166V18H168V17H171V18H169V22L168 21H165V20H167L166 18H164V22H166V23H169V24H171V22L173 23V21L175 22L176 20V22H182L183 21V19H182V17H181V14L183 13H185V16L182 14V16H183V18L184 19H186L187 18V14L189 15V12H190V14H191V16L193 15L192 13H194L195 11H197V10H194L195 8L194 7H196V9L200 6L199 4V0H197V6H195L196 5V0H189L190 2H192V3H194V4H192V8H193V10L194 11H191L190 9L187 11V13L186 12H183L181 9H177L176 11H178V12H180V10L182 11V13H179L180 14V16L177 14L178 12H175V9L173 8V10H172V8H171V6H169L168 4H167V1H165V0H157V1H155V0H150V5H152L153 4V6H152V8H150V5L148 6L147 4H149V0H147L148 1V3H147V1H145V0H143V1H145L146 2V4H144L143 3V1H141V0H33ZM140 1H141V4H140ZM161 1H162V3L163 4H161ZM183 1H186V0H183ZM188 1V0H187ZM194 1V2H193ZM152 2V3H151ZM154 2H155V4H154ZM142 3L144 4V5H147L148 7H146V6H144V5H142ZM156 3H157V6H159V7H157L156 6ZM11 5H14V7H11ZM142 5V6H141ZM162 5H163V7H162ZM137 6V7H136ZM154 6H156L157 8H159V10H161V12L157 9V11H159V13H161V15L156 11V7H154ZM167 6H168V8L170 9V10H168V8H167ZM86 7V8H85ZM141 7V8H140ZM145 7V9L147 8V10L144 12V16L142 15V13H143V11H142V13H141V10H143V8ZM25 8V9H24ZM135 8V9H134ZM138 8V9H137ZM148 8H150V9H148ZM154 8H155V10H154ZM161 8V9H160ZM24 9V10H23ZM136 9H137V11H136ZM141 9V10H140ZM151 9H152V11H151ZM134 11V13H133V11ZM148 10H150V12L152 13V15L154 14V16H155V13L157 14H159V16H157L155 19H153V17L154 16H152V15H148V14H151ZM172 10V11H171ZM69 11H71V13L72 14H70V12ZM73 11V12H72ZM131 11V12H130ZM34 12V13H33ZM147 12H149L148 14H147ZM164 12H166V13H164ZM170 12H172V13H174V15L175 14H177L178 16H179V21H178V17L176 16V18H173V17H175L173 14V16L171 15H169L170 14ZM31 13H32V15H31ZM74 13H75V15H74ZM85 13V15H83ZM130 13H131V17H130ZM138 13V14H137ZM196 13V12H195ZM20 14V13H19ZM128 14V15H127ZM135 14H137V15H141V16H143V17H141L140 15H139V17H141V18H139V20H140V22H138L139 20H138V16L136 17L137 18V20H136V18H135ZM157 14V15H158ZM162 14H163V16H162ZM134 15V16H133ZM20 16H21V14H20ZM47 16H49L50 18L48 19V20H46V22H44V20L46 19V17ZM125 16H127L126 18H125ZM129 16V17H128ZM150 16L152 17V19L150 18ZM162 16V17H161ZM190 16V15H189ZM103 17H107V20H108V22H107V26L106 27H103V28H101V30H99V31H97L96 32V35H91V37L88 39H86L85 40V42L84 43H82L80 46H78L79 47V49H78V51H77V53H76V50H70L69 52H68V47H69V45H68V40H70V38H72V37H82L86 32H88L87 30H89V32H91V30H94L93 28V25L95 24L96 25V21H97V23H98V21H99V19L100 18H103ZM123 17L125 18V21H124V19H123ZM160 17V18H159ZM181 17V18H180ZM30 18V19H29ZM45 18V19H44ZM99 18V19H98ZM121 18H122V20H123V22H122V24H121ZM133 18H135V20L133 19ZM146 20H144V19ZM149 19L150 18V23H148V20L147 19ZM26 19V20H25ZM28 19V20H27ZM120 19V20H119ZM132 19V20H131ZM142 19V20H141ZM160 21H159V20ZM174 19H176V20H174ZM151 20H152V22H151ZM120 21V22H119ZM130 21V23H127V22H129ZM137 21V22H136ZM95 22V23H94ZM125 22H126V24H125ZM135 22H136V24H135ZM144 22V23H143ZM42 23H45V24H42ZM120 23V24H119ZM137 23H140V24H138V26H137ZM158 23V24H159ZM20 24H22V25H20ZM47 24H50L51 25V27H50V25H47ZM67 24V25H66ZM129 24V27L127 26ZM133 24V25H132ZM142 24H144V26L142 27L141 25ZM154 24H153V26H154ZM124 27H122V26ZM136 25V26H135ZM78 26H81L82 27V29H80V30H82L81 32H78V31H76V29L78 28ZM92 26V27H91ZM119 26V27H118ZM128 27V28H125V27ZM141 26V27H140ZM77 27V28H76ZM91 28V29H90ZM119 28H122V29H124L125 31L127 30L128 32H124V30H123V32H124V34H125V36H126V38L123 40V38L125 37H121L122 35H123V32H122V29L121 30H118V32H117V29H119ZM133 28H134V30H133ZM52 29V30H51ZM131 29V30H130ZM55 31V32H54ZM131 31L133 32V33H131ZM49 32V33H48ZM122 32V33H121ZM83 33V34H82ZM120 33V34H119ZM122 34V35H121ZM129 34H131V35H129ZM119 36L122 38L121 39V41H120V39H119ZM111 38V39H110ZM118 38V39H117ZM41 39H42V41H41ZM117 39V40H116ZM111 40V42H109ZM120 42H119V41ZM67 42V43H66ZM116 42H118V43H120V44H115ZM59 43H61L62 44V46H61V44H59ZM114 43V44H113ZM112 44H113V46L114 47H112ZM148 44V43H147ZM119 46V49H124V50H122V51H120V50H118L117 49V46ZM58 46H61V47H59V51L61 52L60 54L58 53ZM122 48H121V47ZM106 47V48H105ZM112 47V48H111ZM116 47V48H115ZM88 48V49H87ZM102 48H104V51H105V53H103V49ZM107 48H108V51H109V53L107 52ZM115 50H114V49ZM87 49V50H86ZM94 51V54H93V52H92V50ZM109 49H111V50H109ZM56 50H57V53H54V52H56ZM85 50L87 51V52H85ZM91 50V51H90ZM95 50H97V53L100 55V58H98L97 60H96V56H98V54L96 53V51ZM117 50H118V52H117ZM65 51H66V54H68V58L67 57H65V59H64V55H66V54H64L65 53ZM83 51V53L82 54H80V52H82ZM102 51V52H101ZM124 51V52H123ZM62 52H63V54H62ZM72 52V53H71ZM92 52V53H91ZM101 54H100V53ZM109 54H107V53ZM112 52H113V56H112ZM114 52H117V54H115ZM120 52V53H119ZM122 52V53H121ZM119 53V54H118ZM75 54V55H74ZM88 54V55H87ZM103 54V55H102ZM105 54V55H104ZM70 55H73L72 57H70ZM96 55V56H95ZM119 57H118V56ZM94 57V59L92 60V62H93V64H92V62H91V60H88V59H91L92 57ZM102 56H103V62L102 61H100L101 59H102ZM60 58V57H62V59L60 58L59 59V61L57 60L58 58ZM117 57V58H116ZM53 58V59H52ZM77 58H79L78 60H77ZM88 58V59H87ZM55 59H56V61H55ZM64 59V60H63ZM69 59H72L73 61L75 60V64L74 63H72L73 61L71 60L70 62V65H69ZM84 59H86V61L84 60ZM100 59V60H99ZM105 59H107V60H105ZM114 59V60H115ZM53 60V61H52ZM61 60H63V61H61ZM84 60V61H83ZM88 60V61H87ZM95 60V61H94ZM105 60V61H104ZM55 61V62H54ZM58 61V62H57ZM79 62V64H80V62H82L83 61V63L82 64H80V65H82V66H80L79 64H77L78 62ZM100 61V62H99ZM57 62V63H56ZM77 62V63H76ZM99 62V63H98ZM50 63V64H49ZM51 63H52V65H51ZM60 63V64H59ZM61 63H62V65H61ZM87 63V64H86ZM88 63H90L89 65H88ZM95 63H97V64H95ZM46 64H47V67L45 68V66H46ZM55 64V65H54ZM65 64H66V66L67 67H64L65 66ZM73 64H74V66H73ZM77 64V65H76ZM94 64H95V66H94ZM99 64V65H98ZM111 64H112V66H113V63H112V61H111ZM125 64H127V63H125ZM50 65V66H49ZM61 65V66H60ZM73 67H72V66ZM75 65H76V68H77V70L78 71H84L86 68H87V70H85L84 71V74L82 73V72H80V74H82V75H85V73L88 75V74H92V76L91 75H85L86 77H84V76H82V75H80V74H78L77 76L79 77H77L76 76V69H75ZM87 65V66H86ZM100 68L99 69V71H98V69H95V71L97 72V73H99V74H97V75H95L94 76V74L96 73L95 71H92L94 68H97V66ZM43 66V67H42ZM53 66V67H52ZM68 66H69V68H70V70H69V68H68ZM80 66V67H82V68H79V69H83V70H79L78 69V67ZM86 67V68H83V67ZM91 68H90V67ZM103 66V65H102ZM101 66V67H102ZM112 66H110V68H112ZM48 67H50V68H52V69H50V68H48ZM64 67V68H63ZM88 67L91 69L90 71L92 72H90L89 70H88ZM94 67V68H93ZM109 67V66H108ZM53 68L54 69H56L55 71L53 70ZM75 69V71H74V69ZM39 69H42L40 72L38 71ZM50 69V70H49ZM60 69H61V71H63V73L64 74H66V76L68 75L69 76V78L68 77H66L61 71H60ZM68 69V71H66ZM71 69H72V71H73V73H75V75L74 74H72V71H71ZM60 72V73H57L58 71ZM39 73H38V72ZM47 73H46V72ZM89 71V72H88ZM42 72H44V74L42 73ZM49 72V73H48ZM67 72V73H66ZM69 72H71L70 74H72V75H70L69 74ZM93 72H95V73H93ZM37 75H36V74ZM57 73V74H56ZM38 74H39V76H38ZM43 76L44 75V77H40L41 75ZM46 74H47V76L48 77H46ZM50 74L52 75V76H50ZM36 75V76H35ZM58 76V77H56V76ZM62 75V76H61ZM59 76H60V78H59ZM72 76H74L75 77V79H70ZM94 76V77H93ZM38 77V78H37ZM76 77H77V79H76ZM85 78V79H87L88 80V83H86L87 82V80L85 81V79L84 80H82V79H80V78ZM88 77H89V79H88ZM93 77V78H92ZM36 78V79H35ZM42 78V85H40L41 84V79ZM49 78V79H48ZM59 79V81H57L58 79ZM63 78V79H62ZM68 80H71L70 82H69V80L68 81H66L65 82V80L66 79ZM73 78V77H72ZM33 79V80H32ZM44 79H46V80H44ZM34 80H36V81H34ZM49 80L51 81V82H53V83H51V82H49ZM53 80V81H52ZM61 80H62V82H63V84L64 85H66V89H65V91L67 90L68 92H66L65 94H67L68 96H69V91L72 93H70L71 95L69 96V98H70V100H72V98H73V96H74V99H79V97H78V95L80 96V95H82V94H80V93H83V91H84V89H85V91H84V94L82 95V96H80V97H82V98H80L79 100H77V102H76V100H72L71 101V105L70 104H67L68 102H67V98H68V96L67 95H63L64 93V88L63 87H65L63 84H62V82H61ZM74 80L75 81H77V82H75V87H79L80 88V90L78 89V91H76V89L77 88H74ZM79 80H80V84H78L79 83ZM92 80H91V82H92ZM46 81L48 82V84L49 85H47V84H45L46 83ZM84 82V84H83V82ZM39 82V83H38ZM57 82V83H56ZM66 84H65V83ZM36 83V84H35ZM54 83H56V84H54ZM59 83V84H58ZM70 83H73L72 85L70 84ZM34 84V85H33ZM51 84V85H50ZM54 84V85H53ZM69 84V85H68ZM85 84H87L85 87L86 88H84V86L83 85H85ZM39 85V86H38ZM46 85H47V87H46ZM58 85H60V86H58ZM61 85L63 86V87H61ZM76 85H78V86H76ZM32 86V88L30 89V87ZM41 86H44V88L42 87V89H44L43 91H50V90H54L53 92H49L50 94L48 95V93H46V92H44V94H41L43 91H41L42 89H40L41 88ZM56 86H58V87H56ZM70 86H72L71 87V89H70ZM82 86H83V88H82ZM36 87V88H35ZM38 87H39V93H37V94H39L38 95V98H40V99H38L37 97L35 98V96H36V90L38 91ZM51 87H54V89L53 88H51ZM59 88V90H60V93L57 91L58 89H56V88ZM35 90H34V89ZM45 88H46V90H45ZM48 88V89H47ZM61 88H63V92H61L62 91V89ZM68 88H69V90H68ZM50 89V90H49ZM72 90H74V91H72ZM83 90V91H82ZM35 93H33V92ZM30 92V93H29ZM55 92V94H56V92L58 93V96H59V94H60V98H61V100L63 99L62 97L64 96V100H66V102L65 101H63L64 103H66V104H64L63 106H62V104H60V106H58L59 105V102H61V101H59L60 100V98L58 99V97H57V99H55L56 101H57V104H56V101H52L51 100V98H50V100H49V97L48 96H55L54 98H56V96L57 95H55V94H51V93H54ZM79 92V93H78ZM29 93V94H28ZM35 95V96H31V95H33V94ZM46 93V94H45ZM78 93V94H77ZM28 94V95H27ZM88 94V93H87ZM31 97H30V96ZM42 95H44V98H48V99H46V101L45 100H43V98L41 99V97H43ZM45 95H47L46 97H45ZM77 95V96H76ZM29 96V98L30 99H32L31 100V102L30 103H32L33 104V107L31 108V106H32V104H29V101H30V99L29 98H27ZM41 96V97H40ZM77 98H76V97ZM33 97V98H32ZM72 97V98H71ZM26 98L29 100L28 102L26 101ZM54 98H52L53 100H54ZM36 99H38V100H36ZM16 100V101H15ZM35 100V101H34ZM41 100V101H40ZM15 101V102H14ZM22 101H23V103H22ZM43 101V102H42ZM49 101V102H48ZM51 101V102H50ZM59 101V102H58ZM69 101V100H68ZM19 102V103H18ZM29 104L28 106H27V103ZM34 102H35V104H34ZM45 102L47 103V107H48V105H49V108L50 109H52V104H53V107H59V108H57L56 110H58V113L60 114V111H62V107H63V111L64 112H66V114H67V116H66V114H64V112L62 113L61 112V114L59 115H56V113L54 112H50V111H48L49 110V108H43V107H45L44 106V104H45ZM62 102V103H63ZM70 102V101H69ZM80 102V101H79ZM13 103H15V106H13ZM42 103V104H41ZM54 103H55V105L56 106H54ZM21 104V105H20ZM23 104H24V106H23ZM39 106H38V105ZM9 105V106H8ZM11 106V107H10ZM25 106H27V107H25ZM36 106H38V109L40 108H43V112H45V114H47L46 116L47 117H49L51 120H49V119H44V120H42L41 119V123L43 122V121H45V122H47L48 124L47 125H45V123L43 122L42 124L43 125H41V123L38 121L37 122V120H40V119H38L39 118V116L42 118L43 117V115H44V113L42 112V111H39L38 109H37V107ZM62 106V107H61ZM9 107H10V109H9ZM15 108V109H14ZM16 108L18 109V111L16 110ZM21 108H24L25 110H21ZM31 108V109H30ZM55 108H54V110H55ZM34 109V110H33ZM36 109V110H35ZM9 110V111H8ZM21 110V111H20ZM33 111V114H32V111ZM42 110V109H41ZM47 110V111H46ZM7 111V112H6ZM23 111H25L24 113H23ZM27 111H30L29 113L27 112ZM35 111H36V113L39 111V116H37V114L35 113ZM2 112V113H1ZM17 112H18V114H17ZM27 112V113H26ZM11 113H12V116H11ZM14 113V114H13ZM54 115L55 114V117H56V119H55V117L54 116H52V114ZM5 114V115H4ZM10 114V115H9ZM22 114H24V115H29V117H26V116H23ZM43 114V115H42ZM2 115H3V117H2ZM16 115H19V118H21V119H19L18 118V116H17V119H19V124L17 125V126H19L20 124L22 125L23 123L25 124V125H20V127H16V123H18V122H16V120H13V119H15L16 118ZM31 115V116H30ZM32 116H35L34 118L32 117ZM51 116L55 119H52L51 118ZM65 116V117H64ZM7 117H10V118H8L7 119ZM22 117H25L24 118V120H22L23 118ZM30 117H32L33 118V120H35L36 122H34V121H32L31 122V120H32V118H30ZM36 117H38V118H36ZM2 118V119H1ZM6 118V119H5ZM12 118V119H11ZM46 118V117H45ZM59 118H61V117H59ZM9 119H11V120H13V123H12V121L10 120L9 121ZM28 119V121L27 122H31V123H28L27 124V122H25L26 120ZM60 121H58V120ZM8 122H7V121ZM20 120H21V122H20ZM58 121V124L57 125H52V126H54V127H52L53 128V130H51L52 128H51V124H56L57 123V121ZM4 121V122H3ZM15 121V122H14ZM23 121V122H22ZM50 121V122H49ZM52 121V122H51ZM54 121V122H53ZM63 122H64V124H68L69 126H65L64 124H63ZM11 123L13 124V127L17 130H15L14 128V130L12 129V130H10V126H11ZM40 123V124H39ZM71 123V122H70ZM31 124V125H30ZM34 124V125H33ZM36 124H39V126L38 125H36ZM61 124V125H60ZM62 124H63V126H62ZM15 125V126H14ZM30 126V128H28L27 126ZM32 126H33V128H32ZM47 126V127H46ZM60 126V127H59ZM64 126H65V128H64ZM22 127H25V129L23 128V130H24V132H26L25 133V135H27V132H29V136L27 137L28 139L26 140L25 138H26V136L24 135V133H21V134H19V135H21L20 137L18 136V132L20 133L21 132V130H22ZM26 127L28 128V131H26L27 129H26ZM44 129V127L47 129V130H42V128ZM50 127V129H48ZM62 127V128H61ZM69 127H70V129H69ZM4 128H5V130H4ZM7 128H9V129H7ZM11 128H12V126H11ZM19 128H21V130L20 131H18L19 130ZM35 128V129H34ZM41 129V131H38L37 129ZM59 128H61L62 130V132L60 131V129ZM64 128V129H63ZM7 129V130H6ZM33 129L35 130V131H33ZM23 130H22V132H23ZM57 130V133L56 134H58V131L60 132V133H62L61 135H60V133H59V137L58 136H55L56 134L54 133V131H56ZM1 131H4V133L3 132H1ZM6 131V132H5ZM8 131H10L11 132V134H12V131H13V135H11V137H10V132H8ZM44 131V132H43ZM48 131V133L47 134H49V133H51V135H52V137H50L49 135H48V138H47V140H48V142L51 140L52 141V139H56L55 137H57L58 139H56L55 141H56V143H55V141L53 140L52 142L50 141L49 143L48 142H46V136H47V134H45V132H47ZM52 131V132H51ZM36 132V133H35ZM6 133H8V136L6 135ZM17 134V136H16V134ZM35 135H37L38 137H40V140H41V145H42V147H40L41 145L40 144H38L39 142L38 141H40V140H37L38 139V137L36 138L35 136H33V138H31L32 140H34L33 141V143L32 144H34L35 145V147L37 148V147H39V148H42L43 150H40L39 148H38V150H40L39 152L42 154V156H41V154L39 155V154H37V149L36 148H34V145H33V147H31L32 146V144H31V140H30V136H32L33 134ZM39 133V134H38ZM40 133H41V135H40ZM42 133H44V134H42ZM53 133V134H52ZM6 136V138H5V136ZM31 134V135H30ZM43 135V136H42ZM53 135L55 136V137H53ZM63 135V136H62ZM25 136V137H24ZM41 136H42V138L44 139V140H42V138H41ZM7 137H8V139H7ZM73 137V136H72ZM72 137H70V139L72 138ZM2 138L3 139H6V140H10L8 143L7 142H5L6 144H8L7 145V147H6V144L2 141ZM11 138V139H10ZM64 138V139H65ZM19 139V140H18ZM60 139H61V141H62V143L63 144H65V147L63 148V144L61 143V141H60ZM66 139L64 140V141H66ZM12 140V141H11ZM13 140H16V141H14L15 143L13 144L12 142H13ZM22 140H24V142H25V140H26V142H25V144H24V147L22 146L23 145V141ZM35 140H37V142L35 141ZM20 141V142H19ZM29 141V142H28ZM31 141V142H30ZM23 142V143H22ZM4 143V145L5 146H2V144ZM20 143V144H19ZM27 143V144H26ZM43 143H47V144H43ZM52 143H53V146H52ZM56 144V146L59 148L58 150L55 148V144ZM17 144V145H16ZM28 144H29V147H28ZM31 144V145H30ZM61 144V145H60ZM11 145V146H10ZM15 147H14V146ZM62 146L61 148H63L64 150L62 151L61 149H60V147L59 146ZM1 146H2V148H3V150H2V148H1ZM44 146H47V148L48 149H50L49 151H47L46 149H44V148H46V147H44ZM52 146V147H51ZM8 147H9V149H8ZM10 147H12V148H10ZM14 147V148H13ZM44 147V148H43ZM50 147V148H49ZM69 147V146H68ZM32 148H34L33 150H32ZM51 148L53 149H56L55 151H52L51 150ZM16 149V150H15ZM18 149H20V153H18L19 152V150ZM25 149H27V150H25ZM28 149H29V152H30V154H32L34 151H35V153H34V157H37L36 158V160H34L35 158L33 157V154L30 156V154L28 153ZM30 149H31V151H30ZM53 149V150H54ZM7 150V151H6ZM12 150V151H11ZM16 152H15V151ZM66 150H67V152H68V154L66 153ZM9 151V152H8ZM11 151V152H10ZM13 151H14V153H13ZM25 151H27V154H26V152ZM46 151V152H45ZM7 152V153H6ZM50 153L51 152V154H52V156H51V154H49L48 155V159H50L51 160V162L49 163L48 162V160H47V158L45 157V155L46 154H48V153ZM54 152V153H53ZM58 152H57V154H58ZM10 153H11V155H13V156H11L10 155ZM17 153V154H16ZM45 153V154H44ZM60 154V155H57V157L55 158V159H57L58 158V156L60 157V158H63L64 156H63V154ZM19 154V155H18ZM26 154V155H25ZM35 154H37V156H35ZM43 154H44V156H43ZM66 154L67 155H69V156H66ZM15 155V156H14ZM38 155L40 156V157H42L41 159L38 157ZM3 156V157H2ZM29 156L30 157H33L34 159H30L29 158ZM54 156V157H53ZM62 156V157H61ZM11 157H14V158H11ZM17 157H20V158H17ZM44 157L46 158V159H44ZM49 157H51V158H49ZM1 158H3V159H1ZM16 158H17V160H16ZM24 158V159H23ZM29 158V159H28ZM60 158H58L57 160H59ZM71 158V157H70ZM6 159V160H5ZM9 159V160H8ZM11 159V160H10ZM19 159H22V160H19ZM39 159L40 160H42V162H40L41 164H39V163H37V161L39 162ZM44 159V160H43ZM54 159V160H55ZM64 159V158H63ZM16 161V165L18 166L17 167V170H16V166H14V162ZM19 160V161H18ZM28 160V161H27ZM32 162V163H30V161ZM33 160V161H32ZM45 160L49 163V165L51 166V167H53L52 168V170L54 169L55 171H53V172H51V169H50V166L45 162ZM49 160V161H50ZM65 160H67V158H65L64 160H63V162L65 161ZM24 161V162H23ZM28 163H26V162ZM33 162H34V165L35 164H38V165H36V167L35 166H33L32 164H33ZM46 163L45 165H47V166H45L44 165V167L43 166H41V165H43L44 163ZM9 164V165H7V164ZM19 163V164H18ZM21 163V164H20ZM23 163H25L26 165H24ZM65 163H66V161H65ZM1 164H2V166H1ZM13 164V165H12ZM12 165V166H11ZM29 165V166H28ZM30 165L32 166V170H31V167H30ZM66 165V164H65ZM68 165V164H67ZM9 166V167H8ZM21 166V167H20ZM26 166V167H25ZM38 166H39V168H38ZM6 168V169H2V168ZM29 167H30V169H29ZM7 168H9V170L7 169ZM12 168H13V172H12ZM19 168V169H18ZM25 170H23V169ZM28 168V170L30 171H27L26 169ZM41 168H42V170H41ZM15 169V170H14ZM34 169H35V172H34ZM39 169V170H38ZM4 170L5 171H7L6 172V174H5V172H4ZM21 170V171H20ZM66 170V169H65ZM11 172L10 174H9V172ZM17 171V172H16ZM21 173H20V172ZM33 173H32V172ZM36 171H38V173H36ZM58 171V170H57ZM57 171H56V173H57ZM23 172H24V174H23ZM26 172H28V174L30 173V175L28 176L27 175V173ZM65 172H67V171H65ZM71 172V173H70ZM70 172H68L67 174L68 175H65V177L67 176V178L68 177H70L69 175L70 174H73L72 173V171H70ZM17 173L21 176L20 177V179H19V177H17L18 175H17ZM26 173V174H25ZM34 173L35 174H37V176L36 175H34ZM59 173V172H58ZM62 173V175H64V173L63 172H61ZM3 174H5V176H3ZM14 174H15V177H14ZM35 176H33V175ZM42 174H43V172H42ZM66 174V173H65ZM26 176V180L30 183V184H32V187L34 186L33 185V183L34 184H36L35 182H33V179L32 178H34V181H36V182H38V188H36V185H35V189L33 188V190H35V191H33V190H30L31 188H30V186H28V185H30V184H28V185H26L28 182L26 181H24L25 180V176ZM9 176V177H8ZM14 177V178H12L13 179V181H15V182H12V179H11V177ZM58 176H60V174H58ZM57 176V178H59L60 179V181H61V183H63L64 181H65V177H63V178H61V177H58ZM3 177H4V179H3ZM37 177V178H36ZM10 179V182H8V179ZM16 178V179H15ZM21 178L23 179L22 181H21ZM30 178V180H28ZM42 178V179H41ZM7 179V180H6ZM17 179H19L18 181H19V183L21 182H23L24 181V185L23 184H19L16 180ZM37 179V180H36ZM40 179V181H38ZM63 181H62V180ZM4 180V181H3ZM6 180V181H5ZM16 182L18 183V185L16 186ZM33 182V183H32ZM2 183V184H1ZM5 185H4V184ZM26 183V184H25ZM39 183H40V185H39ZM9 184H14V186L13 185H9ZM64 184V183H63ZM20 185V186H19ZM8 186V187H7ZM10 186H13V187H10ZM20 188H22L23 189V191L25 192V193H27L26 195H24V197H21V196H23L22 195V193H24V192H22V190H20L19 191V187ZM22 186V187H21ZM29 187V188H27V187ZM40 186V187H39ZM15 187L17 188V189H15ZM26 189V190H24V188ZM6 188H7V191H6ZM9 188V189H8ZM41 188H42V190H43V192L41 193V198H43V200L45 199L46 200V202L48 201L49 203H47L48 204V208H49V204L52 202L53 203V205H51L50 207V211H49V213H45V212H47V211H41V212H39V208H40V205H43L42 203H39V200L41 199L40 198V195H39V192H40V190H41ZM11 189H13V191H15V193L17 194L18 193V196H20V199H19V197L18 196H16V195H14L15 193H13V191H11ZM37 189H39L38 191H37ZM8 190H10V191H8ZM19 192H18V191ZM27 190H28V192H30V191H33V193L31 192V194H29L28 192H27ZM47 191V190H46ZM2 192V193H1ZM6 192V193H5ZM8 192H11V193H13V196H12V198H10V194L11 193H8ZM34 192H36L37 194H34ZM8 193V194H7ZM19 193H20V195H19ZM24 193V194H25ZM6 194V195H5ZM28 194H29V196H28ZM33 194L34 195H36L37 196V198H39L38 199V201H33V199L31 200V204H33L34 205V203H38V205L37 204H35L34 206L32 205V206H30L31 204H30V202H29V200L33 197ZM45 194H46V192H45ZM73 194H74V192H73ZM12 195V194H11ZM6 198H5V197ZM9 196V197H8ZM14 196H15V198H14ZM27 196L28 197H30V198H27ZM36 196L35 197H33V198H36ZM61 197V196H60ZM10 198V199H9ZM16 198H18L19 199V203L15 200ZM26 198V199H25ZM36 198V199H37ZM51 199V202H50V199ZM69 199L68 200V202H67V200H65V199ZM12 199V200H11ZM14 199V200H13ZM21 199L24 201H21ZM27 199H28V201H27ZM47 199H49V200H47ZM41 201L40 200V202H45V200L44 201ZM16 201V202H15ZM66 201V202H65ZM25 202H26V204H25ZM29 202V203H28ZM65 202V204H63ZM22 203V204H21ZM28 203V204H27ZM4 204V205H3ZM40 204V205H39ZM46 204V203H45ZM47 204H46V206H47ZM54 204H58L59 206H57L58 208H55V207H53L54 208V210H52V206H55ZM2 205V206H1ZM8 205H10L11 206V208L8 206ZM24 205V206H23ZM26 205V206H25ZM61 205V208L63 209V206ZM5 206V207H4ZM8 206V207H7ZM21 206V207H20ZM29 206V207H28ZM35 206L38 208H36V209H34L35 208ZM45 206V205H44ZM4 207V208H3ZM20 207V208H19ZM23 207H25L26 208V210H25V208H23ZM32 209H31V208ZM9 208V209H8ZM41 208H42V206H41ZM7 209V210H6ZM22 209H24L25 210V212H27V209H28V212H29V210L31 211L30 213H31V215L32 216H28L27 214H30V213H28L27 212V214H24V216L25 217H28V218H25L24 216H22L23 215V211H22ZM34 209V210H33ZM43 209L45 210L46 208H44L43 207ZM22 212H21V211ZM33 210V211H32ZM46 210H48V209H46ZM18 212L17 214L18 215H16V213L15 212ZM39 212V213H41V214H37L36 212ZM52 211H55L54 213H52ZM56 211H59V212H56ZM22 214H21V213ZM33 212H35L36 214H34ZM44 212V213H43ZM34 215H33V214ZM13 214V215H12ZM15 214V215H14ZM43 214H45V216L43 215ZM48 214V215H47ZM53 214V215H52ZM54 214H55V217L53 218V216H54ZM57 214V215H56ZM19 215H21L22 216V218H20V217H18ZM37 216V217H35V219L33 220V216ZM41 215V217L42 216H44L42 219H41V221L39 222V221H37V220H39L38 219V217ZM49 216L50 215V217H47V216ZM1 216H0V219H1ZM15 216V217H14ZM46 217V218H45ZM16 218H17V220H16ZM25 218V219H24ZM36 218H37V220H36ZM6 219V220H5ZM21 219V220H20ZM28 219H31V224L29 223V220ZM11 220H13L12 222H14L15 223V225H14V227H13V225L10 223V221ZM15 220V221H14ZM52 220V221H53ZM6 221H9V224H10V226H8L9 224H7V222ZM32 221L34 222V225H32L33 223H32ZM3 222V223H2ZM37 222V223H36ZM42 225H41V224ZM43 223H45L44 221H43ZM46 223H49L50 224V226H52L51 225V220L49 221V222H46ZM45 223V224H46ZM4 224V225H3ZM7 224V227L5 226ZM52 224H54V221H53V223ZM36 225V226H35ZM16 226V227H15ZM27 226H28V228H27ZM38 226H40V228L38 227ZM14 229H13V228ZM43 229H42V228ZM9 228H11V230H9ZM26 228V229H25ZM35 228V229H34ZM50 228H52V227H50ZM29 229V231H27L26 232V230H28ZM32 229V230H31ZM3 230V231H2ZM36 230H38V231H36ZM40 230V231H39ZM51 230V229H50ZM34 231H36V232H34ZM41 234H40V233ZM27 233H29V234H31L32 233V235H34L35 233H36V235H34V236H36L37 237V239H35V237H33V236H30V235H28ZM38 233L41 235V236H39L38 235ZM52 233V232H51ZM20 234L24 237L23 239H22V237H21V240H19L20 239ZM2 235H4V233L2 234ZM1 234H0V236L2 237L1 238V242H0V244L2 243V239H4L3 238V236H2ZM6 235H4V237L6 238ZM10 235H12V234H10ZM38 235V236H37ZM28 237L30 238V241H31V244H29L30 243V241H28L27 240V242H29L28 244L29 245H31V247L33 246V247H35V249L34 248H32L31 249V247L29 246L28 247V249L29 250H27V252L25 253V255L26 256H24V251H26V249L24 250V251H22V253H23V255H21L22 253H21V247H18L19 245H21L22 243H23V241L27 244V242H26V238L28 239ZM44 237V236H43ZM31 238H32V240H31ZM44 238V239H45ZM34 239H35V241H34ZM37 240V241H36ZM19 242H21L20 244H19ZM35 244H34V243ZM32 243L34 244V245H32ZM26 244H24V245H26ZM24 245H22V246H24ZM26 246H28V245H26ZM24 249V248H23ZM17 250V249H16ZM20 250V251H19ZM30 251V252H31ZM28 254V255H27ZM21 256H23V257H21ZM21 258L23 259V260H21ZM17 260V261H16ZM22 261L21 263H19L20 261ZM9 263V262H8ZM26 264H27V262H26Z\"/></svg>",
	"mask_w": 264,
	"mask_h": 264
}]
</instances>
